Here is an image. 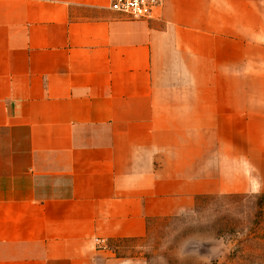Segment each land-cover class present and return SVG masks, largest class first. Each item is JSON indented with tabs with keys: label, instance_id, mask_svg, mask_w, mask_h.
Returning a JSON list of instances; mask_svg holds the SVG:
<instances>
[{
	"label": "crops",
	"instance_id": "1",
	"mask_svg": "<svg viewBox=\"0 0 264 264\" xmlns=\"http://www.w3.org/2000/svg\"><path fill=\"white\" fill-rule=\"evenodd\" d=\"M110 6L0 0V264H144L97 240L264 183V0Z\"/></svg>",
	"mask_w": 264,
	"mask_h": 264
},
{
	"label": "rangeland",
	"instance_id": "2",
	"mask_svg": "<svg viewBox=\"0 0 264 264\" xmlns=\"http://www.w3.org/2000/svg\"><path fill=\"white\" fill-rule=\"evenodd\" d=\"M252 188L200 196L192 211L151 220L141 240L97 246L144 264H264V183Z\"/></svg>",
	"mask_w": 264,
	"mask_h": 264
},
{
	"label": "built area",
	"instance_id": "3",
	"mask_svg": "<svg viewBox=\"0 0 264 264\" xmlns=\"http://www.w3.org/2000/svg\"><path fill=\"white\" fill-rule=\"evenodd\" d=\"M163 4V0H111V10L131 20L151 18ZM97 244L106 249L105 240H97Z\"/></svg>",
	"mask_w": 264,
	"mask_h": 264
}]
</instances>
